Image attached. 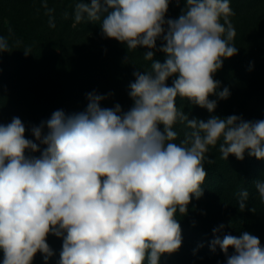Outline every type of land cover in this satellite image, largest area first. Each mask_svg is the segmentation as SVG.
<instances>
[{
  "label": "clouds",
  "instance_id": "obj_1",
  "mask_svg": "<svg viewBox=\"0 0 264 264\" xmlns=\"http://www.w3.org/2000/svg\"><path fill=\"white\" fill-rule=\"evenodd\" d=\"M170 3H75L76 23L99 22L102 36L128 51L148 49L143 54L150 70L133 73L127 111L118 103L101 107L107 97L91 92L85 111H54L31 128L34 139L26 138L19 117L0 123V264H33L37 253L47 264L54 255L49 235L63 241L58 264H160L162 255L182 245L177 215H187L192 197L203 196L205 160L215 163L206 155L210 147L219 145L225 160L233 155L242 161L245 153L264 160V119H189L176 106L178 97L186 98L214 113L217 101L209 97L229 98L227 87L218 91L221 82L214 75L239 50L230 0H184L175 19L167 18ZM11 51L0 36V54ZM157 51L166 54L163 63L153 59ZM177 123L190 129L179 143ZM36 152L38 157L29 154ZM255 188L264 202V180L255 181ZM239 197L243 212L248 191ZM224 227L213 229V252L219 247L226 264H264V245L256 235L243 231L221 238Z\"/></svg>",
  "mask_w": 264,
  "mask_h": 264
},
{
  "label": "trees",
  "instance_id": "obj_2",
  "mask_svg": "<svg viewBox=\"0 0 264 264\" xmlns=\"http://www.w3.org/2000/svg\"><path fill=\"white\" fill-rule=\"evenodd\" d=\"M76 2L0 0V36L8 39L12 50L0 54V103L8 105L10 110L21 106L17 117L23 119L28 139H34L33 126L49 119L46 112L85 111L88 103L85 96L91 92L107 97L101 101V107L113 108L118 103L122 110H129L133 105L128 94L129 84L135 80L133 73L150 70L151 61L145 60L143 54L148 49L128 51L126 45L103 37L99 22L76 23L73 18ZM230 6L234 12L230 20L236 30L234 44L239 50L225 59L222 69L214 75V79L221 82L218 91L227 87L230 96L219 99L213 95L217 107L212 115L261 120L264 119V0H230ZM184 7V0L179 5L172 0L167 18H178ZM50 20L54 26H50ZM160 44L161 41H157V47ZM26 48L31 49L28 55L24 53ZM163 57L166 58V54L157 51L153 59L163 63ZM167 84L172 85V78ZM210 98L212 100V96ZM184 104L190 102L183 100L176 106L187 113L189 119H208L203 114L204 108L183 107ZM9 116L14 114L0 112V123L7 124L5 117ZM160 130L163 131V125ZM174 130L178 133L177 143L190 131L181 123H177ZM44 131L46 133L47 129ZM40 147L42 150L45 146ZM29 154L38 157L40 152ZM206 155L215 163L208 164L205 160L208 175L202 185L203 196L198 200L192 197L187 215H177L182 245L175 253L162 255L160 264H226L220 248L215 252L210 248L215 238L213 229L221 224L225 226L219 233L221 238L225 234L240 235L248 231L264 245V202L255 188V181L264 180V160L247 153L242 161L233 155L225 160L221 158L219 145L210 147ZM242 190L249 193L243 212L238 205ZM47 243L54 252L47 264H58L62 239L49 235ZM2 255L0 252V260ZM210 258L213 263H209ZM33 264H45L42 254H36Z\"/></svg>",
  "mask_w": 264,
  "mask_h": 264
},
{
  "label": "rangeland",
  "instance_id": "obj_3",
  "mask_svg": "<svg viewBox=\"0 0 264 264\" xmlns=\"http://www.w3.org/2000/svg\"><path fill=\"white\" fill-rule=\"evenodd\" d=\"M164 59H166L165 57H163V58H161V60H164ZM21 88V87H20ZM21 91H22V88L20 89ZM86 97L87 96H85V99H86ZM210 98V97H209ZM211 99V98H210ZM216 98L215 97H213L212 96V100H215ZM183 100H184V102L185 101H187V99L186 98H180V97H178L177 98V100H176V103H179V102H183ZM1 105H0V112L1 113H9V115H11V114H14V116H9L8 118L7 117H5L6 118V120H7V124L8 123H10L11 122V120H12V118L13 117H17L18 115L17 114H19V113H21V111H22V108H21V106H19V105H17L13 110H10V109H8V105H6V104H2V103H0ZM191 106V107H193V108H195V105H193V104H184V106L183 107H186V106ZM8 106V107H7ZM23 107V106H22ZM10 108V107H9ZM3 109H4V111H3ZM5 110H6V112H5ZM7 111H11V112H7ZM56 111V110H55ZM54 111H52V112H46V116L47 117H51V115H52V113H53ZM219 113V112H218ZM217 113V114H218ZM203 114L206 116V118H209L211 115H212V113H209L208 112V110L207 109H203ZM23 120V119H22ZM217 259H219V256L217 257ZM209 261V263H213L214 261H213V259H211L210 258V260H208Z\"/></svg>",
  "mask_w": 264,
  "mask_h": 264
}]
</instances>
